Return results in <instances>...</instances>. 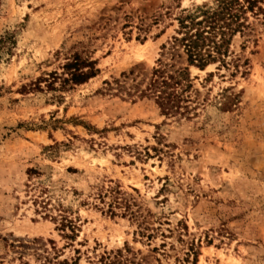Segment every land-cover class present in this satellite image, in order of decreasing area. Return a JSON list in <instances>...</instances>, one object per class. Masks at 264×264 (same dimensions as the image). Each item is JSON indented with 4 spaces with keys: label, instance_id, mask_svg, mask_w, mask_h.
<instances>
[{
    "label": "rangeland",
    "instance_id": "rangeland-1",
    "mask_svg": "<svg viewBox=\"0 0 264 264\" xmlns=\"http://www.w3.org/2000/svg\"><path fill=\"white\" fill-rule=\"evenodd\" d=\"M218 4L0 0V264H264V0L220 61L169 51ZM75 55L96 75L51 85ZM160 61L186 112L146 92Z\"/></svg>",
    "mask_w": 264,
    "mask_h": 264
},
{
    "label": "trees",
    "instance_id": "trees-1",
    "mask_svg": "<svg viewBox=\"0 0 264 264\" xmlns=\"http://www.w3.org/2000/svg\"><path fill=\"white\" fill-rule=\"evenodd\" d=\"M261 1L219 0L216 8L204 11L199 17L180 19L177 36L173 37L169 49L171 55L173 58L181 57L179 51L182 50L187 65L200 69L220 61L226 56L233 38L248 28V13L255 14L256 8L263 11L258 7ZM95 66L96 62L75 55L62 66V76H51L50 84L56 80L61 81L62 87L83 84L96 75ZM188 66L174 69V64L160 61V65L154 68L146 92L155 98L162 112L174 114L188 110V105H185L188 97L184 96L192 88ZM117 255L107 253L101 257L100 263L121 264Z\"/></svg>",
    "mask_w": 264,
    "mask_h": 264
},
{
    "label": "bare ground",
    "instance_id": "bare-ground-1",
    "mask_svg": "<svg viewBox=\"0 0 264 264\" xmlns=\"http://www.w3.org/2000/svg\"><path fill=\"white\" fill-rule=\"evenodd\" d=\"M146 45L147 44H140L139 45V48H138L137 52L135 53V57L137 60L142 59V57H143L142 51L145 49Z\"/></svg>",
    "mask_w": 264,
    "mask_h": 264
}]
</instances>
